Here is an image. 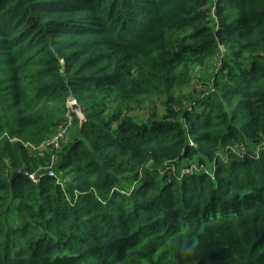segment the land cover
I'll use <instances>...</instances> for the list:
<instances>
[{
  "label": "trees",
  "instance_id": "16d2710c",
  "mask_svg": "<svg viewBox=\"0 0 264 264\" xmlns=\"http://www.w3.org/2000/svg\"><path fill=\"white\" fill-rule=\"evenodd\" d=\"M0 264H264V0H0Z\"/></svg>",
  "mask_w": 264,
  "mask_h": 264
},
{
  "label": "built area",
  "instance_id": "2783aa9c",
  "mask_svg": "<svg viewBox=\"0 0 264 264\" xmlns=\"http://www.w3.org/2000/svg\"><path fill=\"white\" fill-rule=\"evenodd\" d=\"M223 57L224 54L221 55V58L219 60V65H222V61H223ZM76 103L75 99H72L69 101V106L71 107L72 111H73V104ZM74 112V111H73ZM68 119L69 121L72 120V115H68ZM70 123V122H69ZM67 130H68V126L66 125H61L59 127V130L56 134H54L52 137L46 139L45 141H43L42 143H40L38 146H35L31 143H28L30 148L33 149H37L40 150L41 152L48 150L51 153V160H52V164L48 166V173L50 175H55L56 171L53 168V163L56 160V154L55 152L58 150V148L61 147L62 141H64L65 137L67 136ZM198 169L197 164H192L190 167H187L183 170L184 173H188V172H193L194 170ZM27 174L33 179V181L38 182L39 181V175L37 172H27Z\"/></svg>",
  "mask_w": 264,
  "mask_h": 264
},
{
  "label": "clouds",
  "instance_id": "9594fccd",
  "mask_svg": "<svg viewBox=\"0 0 264 264\" xmlns=\"http://www.w3.org/2000/svg\"><path fill=\"white\" fill-rule=\"evenodd\" d=\"M196 248L195 243H189L188 241H183L179 244V251L184 255V256H189L191 255Z\"/></svg>",
  "mask_w": 264,
  "mask_h": 264
},
{
  "label": "water",
  "instance_id": "95a60500",
  "mask_svg": "<svg viewBox=\"0 0 264 264\" xmlns=\"http://www.w3.org/2000/svg\"><path fill=\"white\" fill-rule=\"evenodd\" d=\"M73 111L76 113L78 119H80L82 122L86 120L85 115L83 113L82 107L79 103H74L73 104Z\"/></svg>",
  "mask_w": 264,
  "mask_h": 264
},
{
  "label": "rangeland",
  "instance_id": "374dc122",
  "mask_svg": "<svg viewBox=\"0 0 264 264\" xmlns=\"http://www.w3.org/2000/svg\"><path fill=\"white\" fill-rule=\"evenodd\" d=\"M205 77V76H204Z\"/></svg>",
  "mask_w": 264,
  "mask_h": 264
}]
</instances>
